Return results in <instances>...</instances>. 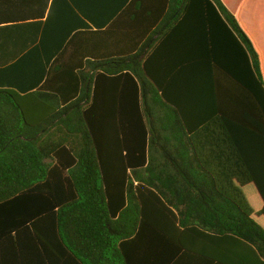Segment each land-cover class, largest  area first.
Segmentation results:
<instances>
[{
  "label": "trees",
  "instance_id": "trees-1",
  "mask_svg": "<svg viewBox=\"0 0 264 264\" xmlns=\"http://www.w3.org/2000/svg\"><path fill=\"white\" fill-rule=\"evenodd\" d=\"M45 75L0 87V264H264V0H130Z\"/></svg>",
  "mask_w": 264,
  "mask_h": 264
},
{
  "label": "crops",
  "instance_id": "crops-1",
  "mask_svg": "<svg viewBox=\"0 0 264 264\" xmlns=\"http://www.w3.org/2000/svg\"><path fill=\"white\" fill-rule=\"evenodd\" d=\"M130 0H0V87L35 90L68 39L106 27Z\"/></svg>",
  "mask_w": 264,
  "mask_h": 264
}]
</instances>
